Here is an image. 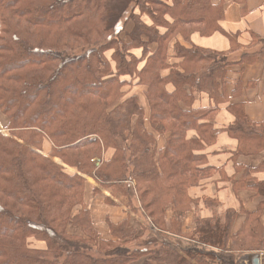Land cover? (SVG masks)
<instances>
[{
    "label": "trees",
    "instance_id": "16d2710c",
    "mask_svg": "<svg viewBox=\"0 0 264 264\" xmlns=\"http://www.w3.org/2000/svg\"><path fill=\"white\" fill-rule=\"evenodd\" d=\"M125 2L0 0V116L11 133L0 134V264H237L234 254L246 251L249 239L264 247V180L258 178L264 175V122L251 121L239 101L254 85L245 86L243 72L264 51L229 60L241 45L221 25L224 4L211 0H138L126 18L135 24L130 41L123 40L127 13L119 6ZM193 32L221 34L231 48L218 52L176 41L169 53L175 38L191 43ZM78 41L89 48L78 53ZM259 42L264 40L252 35L249 47ZM154 43L158 48L152 51ZM139 50L150 54L142 69ZM233 66L239 67L236 80L229 77ZM126 77L147 86L151 125L170 135L164 148L147 128L137 96L121 92ZM200 94L209 97L210 107L195 108ZM225 104L235 121L217 129L214 118ZM221 133L238 142L232 153L237 172L230 180L260 200L254 211L241 209L246 219L240 232L230 237L238 215L230 209L224 218L216 213L200 219L197 242L180 249L165 242L132 249L140 228L127 217L117 224L107 220L111 239L100 236L85 206V176L122 192L130 203L136 196L156 228L182 237L181 217L169 219L168 211L185 215L199 208V200L189 196L197 175L225 174L209 166L204 153ZM47 141L48 158L40 150ZM109 150L112 157L105 159ZM243 157L258 162L241 166ZM205 205L219 204L206 199ZM31 240L44 247H32Z\"/></svg>",
    "mask_w": 264,
    "mask_h": 264
},
{
    "label": "rangeland",
    "instance_id": "374dc122",
    "mask_svg": "<svg viewBox=\"0 0 264 264\" xmlns=\"http://www.w3.org/2000/svg\"><path fill=\"white\" fill-rule=\"evenodd\" d=\"M137 1L138 0H126L125 4L119 6L120 7L119 9H124V11H126V13H127V14L125 13L126 16L123 18V21H122V24H123V27L125 30H124L123 34L121 35V38L123 40H126V41H130V38L128 35L130 33H132V31L134 30V27H135L134 22L128 21V20L126 21V18H128L129 15L131 14L133 7H135V5L138 3ZM136 13H138V10L136 11ZM143 20L148 24L150 23V19L147 16H143ZM161 32L164 33L163 30H161ZM204 32L209 33L207 31H204ZM194 34H199V36H201V38H206V39L213 36V35L204 36L198 32H193L190 35V42L191 43H187V44L194 45L192 43V36ZM182 40H184V38L182 36H178L177 38H175L171 42L170 49H169L170 54H173V52H174L173 46H174L175 42L176 41H182ZM73 46L75 48H77L78 53L85 52V50L89 48V47H87V44H85L82 41H78V43L73 44ZM194 46H196V45H194ZM150 48L152 51H155L158 48V45L154 43L150 46ZM141 51L142 50H139L136 53L141 52ZM255 51H264V43L259 42L257 44H254L253 46L251 45L247 49H246V47L241 46V48H239V50L237 52L234 51V53H229L228 59L231 61L232 60L237 61L238 59H240L241 55L244 52L250 53V52H255ZM111 54H112V52H108V57H110ZM137 55H138V57H141V64H140L138 69H142L143 66L146 64L150 54H146V55L143 54V56H142L141 53H138ZM263 59L264 58H262L261 60H263ZM174 62H176L175 59H172V58L169 59V63H174ZM114 66H115V64L113 63V67ZM168 73H169V70H165L163 72V75H166ZM122 79L126 80L128 83L125 87H123L121 92L127 93L128 96H130V95H136L137 96L138 102L143 106V108L145 110V121L147 124V128L154 134V136L157 140L158 146L160 145L159 141L165 142L164 146H162L164 148L167 144V140H168V137L170 135L163 131L162 126H159V128H158V130H160V132H161V134H160L156 131L157 129L153 128L151 125V121H150L151 107H150L148 97H147V91H148L147 86L142 85V84L141 85L138 84L139 83L138 78L130 79V78L126 77V78H122ZM168 89L171 90L172 87L170 86ZM202 95H204V94L198 95L197 100L200 99V97ZM126 98H128V97L125 96V97H123L122 100L124 101ZM216 117L214 118V122L216 120ZM3 121H4V119L2 120V117L0 116V134L7 136V137H11V133L8 130L4 129ZM167 130L168 129L166 128V132H168ZM188 136L192 137L193 133H189ZM47 142H49V141H47ZM51 146H52V144H51ZM211 146L212 145H208L206 147V149L204 150V152L208 148H210ZM40 150L44 156H46L47 158L50 157L49 153L46 154L44 152V148L40 149ZM112 153H113V151H112ZM104 158H105V155H104ZM207 160L209 163L208 157H207ZM53 161L55 163L63 166V167H66V165L63 163V161L61 159L53 158ZM68 170H70V169H68ZM230 172H228V173H230ZM231 173H233V171ZM85 177H86L87 181H88V179H90L87 176H85ZM197 177L200 178V181L196 186L189 189V196L191 198H193L194 200H199V202H200L199 208L196 209V208L192 207L190 209V212L186 213L185 215H181L179 213H174L171 210L168 211V218L169 219L171 217H174L175 219H179L181 217L180 221L182 224V234H183L182 237L163 233L161 230L156 228L152 224L151 220L148 219V217L143 212L142 205L136 196L131 197L132 202L130 203L129 202L130 200L128 199V197L125 196L122 192L113 193L111 189L104 188L102 185L98 184L96 181H95V183L98 186L97 187L94 186L95 187L94 190L98 189L99 192L97 194H95V192L93 191V196L91 194L88 196V199H87L88 204L90 205V207L93 208V210H91L90 207L88 206V204L85 200V194H84L85 206L88 209H90L94 226L102 238L111 239V233H110V229H109V226L107 223V220H110V218H107V216L110 215V217L111 216L114 217L113 214L115 212H117V210H115L109 214L107 212V208L115 209L113 207L122 206L123 207L122 209L127 214V218H130L131 221L136 226H138L140 228L139 234H138L139 238L132 241L129 244V246L132 249H135V248L152 249L155 243H161V242H165L166 244L173 247L174 249H180V248L185 247V246L192 244L194 242V240H193L195 238L194 237V230H195L197 224L199 223L200 219L212 218L213 216L216 215V213L221 215L222 218L226 217L227 210H230V209L227 208V204L220 201L221 199H220L219 195L221 194V192H224L222 190H224V189L228 190L229 189L232 191L230 193H233V194H237V192L240 191V188H238V189L235 188V184H233V181L230 180V178H228L227 174H224L221 172L209 171V172L199 174V175H197ZM215 177H220V180L217 182H213L212 179ZM218 182H220V184H218ZM88 183H86V186H85V193H86V190L88 188L87 187ZM213 183H215V184H213ZM132 184H133V187H135V183L133 182ZM194 188H198V189L202 188L203 190L208 189L210 191L209 194L212 193V195L214 194L215 197L213 198V196H209L208 194H204V195L202 194L199 197H194V196H192V194L190 192ZM91 196H92V198H91ZM106 197H108L111 201L115 202L116 204L113 205L109 202H106L105 201ZM254 197L258 198L255 194H254ZM206 199H215L219 204L218 207L217 208L216 207L207 208L205 205ZM103 201L105 204H103ZM94 202H95V205H93ZM134 207H136V208H134ZM234 211H236L238 215H237V218L235 219V221L232 225L230 237L235 236L238 232H240V230L242 229V227L244 225V223H243V225L241 226V228L237 232H233V230H235V226H236L237 219H238L239 215H243L241 210H234ZM263 218H264V215H263ZM263 218H262V221H263L262 224L264 225V219ZM31 242H33L32 247H35V248H43L44 247L43 243L35 242L33 240H31ZM195 242H197V241L195 240ZM246 242H248V244H247L248 247L245 249L246 251L241 252V253L236 252L234 254V256L237 260V264H243L241 262V259L243 256L248 255V254L249 255H257L258 254L264 258V247L261 248V246L259 245V243L261 241H259L258 239H255V240L249 239ZM207 250L213 251L210 248H207Z\"/></svg>",
    "mask_w": 264,
    "mask_h": 264
},
{
    "label": "crops",
    "instance_id": "0c3cea01",
    "mask_svg": "<svg viewBox=\"0 0 264 264\" xmlns=\"http://www.w3.org/2000/svg\"><path fill=\"white\" fill-rule=\"evenodd\" d=\"M213 4L218 5L220 3L224 4L225 9V20L221 23L223 29L234 35L237 38L238 43L242 47L249 48L250 43L252 42V35H255L258 39L264 40V0H243L242 2H237L235 0H211ZM182 45L188 47L192 46L187 44L184 40L180 41ZM192 43L197 47L211 49L218 52H228L231 48L230 41L221 34L213 35L210 38H201L199 34H194L192 36ZM239 67L233 66L229 70V77L232 80H236L238 77L237 70ZM242 79L245 86L251 81L254 83L252 87L245 89L242 93V96L239 101L244 103L245 110L249 119L256 123L264 122V59L260 60L254 65L246 66ZM172 90V89H171ZM212 105L211 100L207 97L206 94L202 95L195 103V108H207ZM235 121V116L232 115L228 110V104L222 105L220 111L216 117L214 125L217 129H224L231 125ZM159 148L162 149L164 146V141H159ZM51 143L46 142L44 145V152L50 153ZM238 148V142L228 136L227 133H221L215 144L208 148L204 153L209 159V166L220 169L224 168L225 174L228 178H232L237 169L235 167L234 161L232 159V153ZM112 151L109 150L105 153V158L110 159L112 157ZM258 162L257 158H240L237 163L241 166H252ZM70 172H75L73 169L69 170ZM233 171V173L231 172ZM230 172V173H228ZM239 177V175H238ZM261 180H264V175L258 177ZM220 180V177H215L212 179L213 182ZM211 181V180H210ZM89 182V183H88ZM87 190L85 193V200L88 204V196L92 194L94 188L98 185L93 179H88L87 181ZM93 184V185H92ZM215 184V183H213ZM220 184V182H218ZM95 186V187H94ZM220 186V185H219ZM219 195L220 201L227 204V208L232 210H241L242 208L254 211L258 206L260 200L254 197V193L250 190H240L237 194L230 193L231 190L224 189ZM192 196L199 197L200 195L208 194L209 196L215 197L214 194H209V190H203L194 188L190 191ZM91 196V198H92ZM99 200V199H98ZM96 202V201H95ZM95 202L93 205H95ZM99 204V203H98ZM103 204L104 201H103ZM90 207V205L88 204ZM107 208V212L110 214L113 211L117 210L113 216H107L110 218L111 222L117 224L123 221L127 214L122 209L123 207H113ZM93 210L92 207H90ZM246 217L244 215H239L235 230L237 232L243 223L245 222ZM264 219V218H263ZM107 239V238H104ZM251 255H245L242 257L241 262L243 264H253L250 261L249 257ZM262 258L261 264H264V258Z\"/></svg>",
    "mask_w": 264,
    "mask_h": 264
},
{
    "label": "water",
    "instance_id": "95a60500",
    "mask_svg": "<svg viewBox=\"0 0 264 264\" xmlns=\"http://www.w3.org/2000/svg\"><path fill=\"white\" fill-rule=\"evenodd\" d=\"M250 261L253 262V264H261L262 258L261 255H251L249 257Z\"/></svg>",
    "mask_w": 264,
    "mask_h": 264
}]
</instances>
